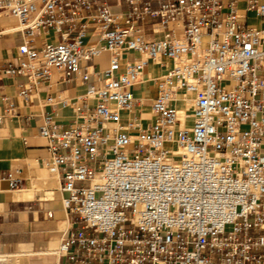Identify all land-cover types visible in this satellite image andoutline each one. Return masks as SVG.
Returning a JSON list of instances; mask_svg holds the SVG:
<instances>
[{
  "label": "built area",
  "instance_id": "built-area-1",
  "mask_svg": "<svg viewBox=\"0 0 264 264\" xmlns=\"http://www.w3.org/2000/svg\"><path fill=\"white\" fill-rule=\"evenodd\" d=\"M6 17L0 124L37 108L68 221L52 264H264V0H0ZM53 71L83 93L42 95Z\"/></svg>",
  "mask_w": 264,
  "mask_h": 264
},
{
  "label": "crops",
  "instance_id": "crops-1",
  "mask_svg": "<svg viewBox=\"0 0 264 264\" xmlns=\"http://www.w3.org/2000/svg\"><path fill=\"white\" fill-rule=\"evenodd\" d=\"M16 24L14 17L0 18V26L11 27ZM20 42L21 34L17 39H9L6 35H0V57L11 56ZM104 57L107 58V55L104 54L94 59L95 67L104 65L102 63ZM52 73V87L50 90L43 89L42 95L49 92L72 100L83 93L82 83L74 80L64 81L60 79L59 72L53 71ZM136 89L139 88L136 87ZM16 90L14 80L4 77L0 85V112L3 110L2 96H14ZM136 93L140 94L138 90ZM36 109V107L30 109L20 106L21 115L19 117L7 118L0 124V172L20 168L19 175L24 178L23 187L19 189H11L8 181L0 178V250L19 254L36 250L40 253L36 256L44 255L45 263L49 264L56 260L53 254L54 249L68 221L63 205L61 208L57 205L53 208H46L43 202H34L38 195V188L34 184H29V180L32 172L36 171L37 167H44V161L48 158L47 143L39 131L41 123L39 118L27 117L30 110ZM45 109L51 111L54 119L64 126L74 120L71 106L58 105L55 108L48 106ZM24 138L27 140L26 143ZM23 188H32L34 196L32 198L16 197V191ZM50 189L51 187H47L44 196L37 200H55L46 196ZM48 209L54 211L53 218L47 217Z\"/></svg>",
  "mask_w": 264,
  "mask_h": 264
},
{
  "label": "rangeland",
  "instance_id": "rangeland-1",
  "mask_svg": "<svg viewBox=\"0 0 264 264\" xmlns=\"http://www.w3.org/2000/svg\"><path fill=\"white\" fill-rule=\"evenodd\" d=\"M15 19V18H14ZM15 22L18 23L17 19H15ZM251 22H254V19H251ZM8 36L9 39H17L20 37V33L19 32H15V33H12V34H9V35H6ZM132 55H130L131 57ZM141 86H138L137 88H140ZM55 175L49 171V169L47 167H37V170L32 172V176H31V179L29 180V184H34V186L37 189V192H38V195L37 197L35 198V201L34 202H43L45 207L46 208H50L54 205H57L59 206L60 208L62 207V203H61V198H60V192L58 190V183L56 181V179H54ZM51 183H54V184H51ZM47 187H51L50 190L52 191H55L53 194H50L49 191L46 193V196L47 197H52L53 199L55 198V200H37L41 197H43L44 193H45V189ZM52 187L54 189H52ZM63 227V226H62ZM67 227V226H66ZM65 227V228H66ZM64 228V229H65ZM58 245V241L56 243V246L55 248L57 247ZM31 251H36V250H31ZM41 258V262L43 264H46L45 262V259H44V255L42 256H35V258Z\"/></svg>",
  "mask_w": 264,
  "mask_h": 264
},
{
  "label": "bare ground",
  "instance_id": "bare-ground-1",
  "mask_svg": "<svg viewBox=\"0 0 264 264\" xmlns=\"http://www.w3.org/2000/svg\"><path fill=\"white\" fill-rule=\"evenodd\" d=\"M19 24L17 23L15 26H11V27H5L7 30H9L10 32H14L18 29ZM54 179H56V176L54 177ZM57 181V179H56ZM58 183V182H57ZM54 184V183H51ZM55 191L50 190L49 193L53 194ZM34 196V191L32 190V188H23L19 191H16V197H23V198H32ZM48 198H52V197H48ZM56 198V197H55ZM54 198V199H55ZM50 250V249H49ZM52 250V249H51ZM48 251V250H47ZM57 260V258H56ZM55 260V261H56ZM54 263V262H53ZM52 264V263H49Z\"/></svg>",
  "mask_w": 264,
  "mask_h": 264
}]
</instances>
